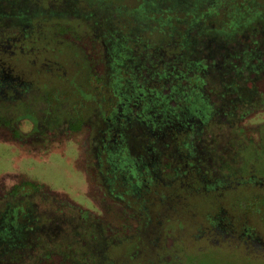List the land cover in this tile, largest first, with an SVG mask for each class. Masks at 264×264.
I'll use <instances>...</instances> for the list:
<instances>
[{
    "label": "trees",
    "instance_id": "1",
    "mask_svg": "<svg viewBox=\"0 0 264 264\" xmlns=\"http://www.w3.org/2000/svg\"><path fill=\"white\" fill-rule=\"evenodd\" d=\"M186 3L172 10L157 0L155 9L140 14L135 8L136 39L127 16L118 17L125 35H104L103 69L97 74L92 59L73 63L71 54L62 56L69 41L52 35L73 33L76 21L37 13L29 0H0V123L10 126L8 101L22 104L35 121L30 101L38 97L46 104L50 129L88 123L95 138L100 115L86 110L104 106L106 118L125 105L123 122L106 120L104 142L111 140L109 132L117 135L112 148L119 163L104 157V188L127 201L141 226L151 214L148 203L156 204L155 215L166 214L172 204L177 214L188 198L234 194L247 186L254 167L264 171V123L256 129L258 139L246 125L249 114L264 104V12L256 0ZM66 58L71 82L89 99L74 87V98L50 87L52 76L68 77L54 74ZM39 61L52 67L34 72L32 62ZM35 74L44 77L42 83ZM63 199L28 179L0 188V264H116L109 253L118 245L106 236L104 223L84 218V211Z\"/></svg>",
    "mask_w": 264,
    "mask_h": 264
},
{
    "label": "rangeland",
    "instance_id": "2",
    "mask_svg": "<svg viewBox=\"0 0 264 264\" xmlns=\"http://www.w3.org/2000/svg\"><path fill=\"white\" fill-rule=\"evenodd\" d=\"M160 1L164 3V7L169 3L172 10L184 8L187 5V3L184 4L185 0ZM178 1L182 2V5ZM240 1L251 2V0ZM29 2L37 13L50 14L58 19L80 18L88 22L85 25L86 28L80 30L82 35L80 41H76L71 33L58 35L52 32V35L60 36L68 41L74 39L83 48L89 47V49H91V43L85 36L87 34L84 33L88 28L91 27L89 29L91 32L96 31L101 36L110 37V34L116 37L124 36L125 30L121 27L123 24L119 25L117 18L126 15V21L130 24L127 29L132 38L136 39L140 33L137 20L139 16L133 15V11L136 8L137 14H140V9L150 7L155 9L156 7L151 5L157 4V0L156 2L155 0H139V2L138 0H29ZM256 4L258 9L264 12V0H256ZM95 21L98 23L97 26ZM57 26L55 24L52 29ZM42 30H44L43 27ZM69 45L70 43L65 45L62 56L67 57L71 54L73 63L81 57L86 61L83 53L75 54L78 52V46L73 50ZM88 54L93 57L90 51ZM135 56L139 58L137 53ZM66 59L59 60L62 62H60V70L56 69L54 74L59 71L64 76L68 73V77L62 81L60 76L55 75L47 81L51 82L50 87L53 89L68 91L70 98H74L73 87L78 86L71 82V78L74 77L73 71L71 67L66 68L71 61L69 58ZM92 60L96 62L97 74H101L103 62L94 57ZM36 63L32 62L31 66L34 72H41L46 66L49 69L52 67L40 61ZM43 79L44 77L39 74L34 76V80L39 84ZM76 91L79 96L85 99L90 98L88 93L78 89ZM40 99L37 97V102L30 101L33 106L31 112L36 116L35 121L25 115L22 104L8 101L7 120L10 119L11 122L7 125L10 126L0 123V188L3 186L8 188L22 179H28L45 185L49 191L84 211V218L86 215L89 217L91 215L89 219L95 218L102 221L107 227L106 236L108 235L113 244L118 245L109 253L116 264H264L261 261L255 262L249 257L244 258L243 261L239 260L237 252L233 251L236 247L233 240L222 241V246H226L223 250L213 248L214 241L217 239L215 238L216 227L219 223L221 226L226 224V219L224 221L219 219L222 217H231L237 225L251 228L252 232L256 233L257 239L264 240V213L258 212L260 205L254 201L250 205H245L252 199L248 198L250 200L247 201L241 197L247 193L248 197L252 196L253 199L263 196V191L257 184L264 181V171L254 167L252 172L246 175L245 185L247 186L243 189L245 192L240 190L234 193L236 195L234 198H231L229 194L219 200L188 198L178 207L177 214H175L177 207L172 204L170 206L175 208H170L166 214L155 215L156 204L148 203L147 207L151 214L146 224L141 226L139 216L135 210L126 205L127 201L113 198L104 188V157L110 163L112 158L116 164L119 163V156L112 148V139H116L117 135L109 132L107 138H112L104 142L106 120L111 121L112 125L113 122H117L116 119L120 122L119 118L123 122L127 118L128 108L125 105L118 110L115 108L106 118H104V106H94L86 110L89 116L90 114L100 115V135L93 138L96 130L90 131L88 123L74 130H68V124L50 129L52 120L48 118L49 114L44 112L46 104L40 102ZM19 115L22 117L20 118ZM248 117L246 125L250 126L252 134L258 139L256 129L264 123V104ZM99 128L98 126L97 130ZM9 129H13V132ZM99 146H101L100 150L96 151ZM118 170L123 171L121 168ZM172 184L173 182L170 181L168 185ZM129 203L133 205L134 202ZM173 209L174 215L180 214L179 217L173 215ZM140 227L141 230H139ZM134 233H140L141 237L133 238ZM207 233L209 238L204 239L203 235ZM108 247L111 248L109 244H104V249ZM247 249V246L241 247L240 253L244 256Z\"/></svg>",
    "mask_w": 264,
    "mask_h": 264
},
{
    "label": "flooded vegetation",
    "instance_id": "3",
    "mask_svg": "<svg viewBox=\"0 0 264 264\" xmlns=\"http://www.w3.org/2000/svg\"><path fill=\"white\" fill-rule=\"evenodd\" d=\"M62 19V18H61ZM71 20L73 21H76L77 22V29H73L71 33L73 36H74V39H76V41H80L82 39V35L80 33V30H83L84 28H86V21H84V19H80V18H72ZM98 23L95 21V26H97ZM88 28V27H87ZM91 28V27H90ZM88 28L87 30L84 31L86 37H87V40L91 43V49L88 48H83L82 45H79L78 42H76L74 39L72 40H69V43H70V47L75 50V47L78 46V52H76L75 54H78V53H83L85 59H93V57L97 60L98 59H101L102 60V56L104 54V36L102 35H98V33L96 31H94L97 35L95 36V33L91 32ZM88 31V32H87ZM70 33V32H69ZM93 33V38L91 37V34ZM59 35H68V34H65V32H60L58 33ZM27 36V35H25ZM99 36V37H98ZM83 39H86L85 37H83ZM90 46V45H88ZM92 54L93 57H91L88 53ZM82 55V56H83ZM100 61V60H99ZM11 132H13V129H9ZM101 146H99L97 150H100ZM264 180V179H263ZM246 182H244L245 184ZM240 184V183H239ZM257 186L260 187V189L263 191V196L262 197H255L253 199L252 196H241L243 199H246L247 201L250 200L248 198H251L252 200L246 202L247 204L245 205H250V203L252 201L255 202H258L256 204H259L260 205V210H258V212H261V213H264V181L263 182H260L257 184ZM220 185H217L216 188H215V191L219 190L220 189ZM261 191V192H262ZM231 198H234V194H230L229 195ZM225 197V196H224ZM220 198L222 197H218V198H214V200H219ZM236 201H239V200H236ZM244 204V203H243ZM219 205V204H218ZM217 205V206H218ZM221 215V214H220ZM220 220H225V227L222 225H218V227H216V230H215V238H217L215 241H214V245H213V248L215 250L217 249H225L226 246H222V241H231L233 240L232 242L236 243V247L233 249V251L235 250V252H237L238 254V258L239 260H242L244 258H252V260H254L255 262L256 261H261L264 263V240L261 241V239H257L256 238V233L255 232H252L251 228H247V227H242L241 225H237V223L235 222L234 219H231V217H222V218H219ZM140 221V220H139ZM264 225V224H263ZM204 239L206 238H209V233L207 234H204L203 235ZM247 246V251L245 252V255L243 256V254H241V247H245L246 248ZM238 247V248H237ZM229 252V250L227 251Z\"/></svg>",
    "mask_w": 264,
    "mask_h": 264
}]
</instances>
